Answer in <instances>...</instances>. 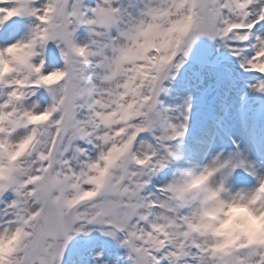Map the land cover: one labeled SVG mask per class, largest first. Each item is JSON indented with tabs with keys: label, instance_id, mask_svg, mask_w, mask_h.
<instances>
[{
	"label": "snow or ice",
	"instance_id": "snow-or-ice-1",
	"mask_svg": "<svg viewBox=\"0 0 264 264\" xmlns=\"http://www.w3.org/2000/svg\"><path fill=\"white\" fill-rule=\"evenodd\" d=\"M175 18L191 21L181 49L140 78L132 44ZM201 38L264 75V0H144L135 13L118 0H0V264H85L86 252L91 264H264V221L251 219L264 198L248 208L264 177L250 193L209 189L228 206L213 224L192 171L152 187L191 111L189 98L175 122L159 97ZM216 171L199 172L210 183Z\"/></svg>",
	"mask_w": 264,
	"mask_h": 264
},
{
	"label": "rangeland",
	"instance_id": "rangeland-1",
	"mask_svg": "<svg viewBox=\"0 0 264 264\" xmlns=\"http://www.w3.org/2000/svg\"><path fill=\"white\" fill-rule=\"evenodd\" d=\"M95 2L96 0H87L89 4ZM143 3L144 0H118V6L122 5L133 13L137 12ZM20 25L21 21L18 19L9 25L8 32L13 39L23 34L24 29ZM259 28L258 25L257 30ZM228 57L229 55L220 58L215 64L216 67L224 68L231 59ZM197 62L202 66L210 64L206 62V59H200ZM185 63L190 65V68L185 69V77L181 76L182 67L175 79L165 82L166 91L159 97L162 108L166 109L165 104L170 106L168 115L175 122L182 120L180 112L183 110L185 100L190 98L191 101L192 97L196 96L201 102H204L206 95L201 94L199 89L211 77L208 72L200 68L197 72L194 59L191 57H188ZM235 68H240L239 64H236ZM262 78L264 75L260 73L243 71V75L240 77L234 75L231 79H226L221 86V98L215 107V113L208 112L210 122L202 125L189 140L186 137L182 138L183 141L178 145L179 159L172 161L173 165L170 163L167 169L175 170L174 167H176L177 174H179L181 171H200L206 166L215 165L217 171L210 181L213 186L222 183L226 192L229 191L232 194L238 191L252 192L258 186L259 178L264 177V125L262 121L259 122L258 118L262 104L245 100L244 96L248 90L245 84L257 82ZM176 98H179V103L183 105L174 107L172 101ZM244 141H247L246 145H244ZM254 146H258L259 149ZM238 160H241L243 164L241 170L237 163ZM162 172L165 173V170L163 169ZM164 173H158L154 178L153 189L155 185L163 184ZM101 247L103 244L98 243L95 251H99ZM89 256L88 252L84 254L85 264H91Z\"/></svg>",
	"mask_w": 264,
	"mask_h": 264
},
{
	"label": "clouds",
	"instance_id": "clouds-1",
	"mask_svg": "<svg viewBox=\"0 0 264 264\" xmlns=\"http://www.w3.org/2000/svg\"><path fill=\"white\" fill-rule=\"evenodd\" d=\"M151 22V21H150ZM154 24H160L162 27H153L146 29L145 32L137 38V41L132 44L133 54L137 57L136 63L142 70L140 78L149 79L155 70L161 65L169 62L178 50L181 49L186 33L190 26L191 21L188 18H175L174 22L169 24L167 20L151 22ZM23 50L16 49L12 52L13 56H22ZM6 68L3 61H0V73ZM208 174H200L199 171H192V179L190 181V188L195 192H198L201 198L207 200L209 208L208 213L205 216V220L209 224H213L217 218H222L224 213L228 211V206H221L218 202V195L209 189H214L209 183ZM264 198V189H261L255 201L248 205V208H252L255 202ZM246 211V209L241 208ZM257 227L264 221V217H251ZM256 233L249 232V239H254ZM224 243H231L234 240L232 236H223ZM8 245L0 246V248L6 249Z\"/></svg>",
	"mask_w": 264,
	"mask_h": 264
},
{
	"label": "bare ground",
	"instance_id": "bare-ground-1",
	"mask_svg": "<svg viewBox=\"0 0 264 264\" xmlns=\"http://www.w3.org/2000/svg\"><path fill=\"white\" fill-rule=\"evenodd\" d=\"M226 55H229L228 58L229 59L231 58V59L225 64L224 68L216 67V65H215L216 62L220 58L226 57ZM188 57H191L192 59H194V62H195L194 66L197 69V72L199 71V68H200V69L208 72L209 76H211V77L209 80L205 81L203 84V87L199 89L201 94L204 93L206 95L204 102H201V100L196 96L192 97L193 99L191 98L192 99L190 101L191 111L189 112L188 120L186 121L187 132L184 135V137H186L187 140H189L190 137L194 136L195 133L199 130V128L202 125L207 124V122L208 123L210 122V120H209L210 117L208 116V114H209L208 112H210V114L215 113V107L221 98V86H222L223 82L226 79H231L232 76H234V75H237L239 77L241 75H243V70L241 68H235V65L236 64L238 65L239 61L231 55L230 51L228 49L219 47L217 42L209 41L206 38L199 39L193 45L192 49L190 50ZM200 59H202V60L206 59V62H208L210 64L206 65V66H202L197 62V60H200ZM191 66H193V65L191 64ZM187 68H190V65L184 63L183 69L181 71L182 77H185V69H187ZM262 79H264V78H262ZM260 80L261 79H259L257 82H254V83L245 84V87H247L248 90L247 91L245 90L247 94H245L244 97H245V100L247 99L248 102L252 101L253 103L262 104V105H260L262 107V109H261L260 116L258 118H259V122L262 121V124L264 125V93L258 92L255 88V86L258 84V82ZM172 104L174 105V107H177L178 105H183V104L179 103V98L174 99L172 101ZM165 105H166V109H168V107L170 108V106L168 104H165ZM168 114H170L169 109H168ZM223 129H225V128L223 127ZM182 141H183V139L181 141H177L176 144L179 145ZM246 144H247V141H244V145H246ZM174 147H175V145H174ZM226 151H227V149H226ZM241 160L237 161L240 170L243 169L242 168L243 164H242ZM174 168H175V170H168L167 168L164 169L165 173L162 171L159 172V174L164 173L163 174L164 178L162 181L163 183H166L168 180H170L174 174L178 175L177 171H176V167H174ZM227 193H229V194H227ZM230 193L231 192H229V191L226 192V196L232 195V193L231 194Z\"/></svg>",
	"mask_w": 264,
	"mask_h": 264
}]
</instances>
